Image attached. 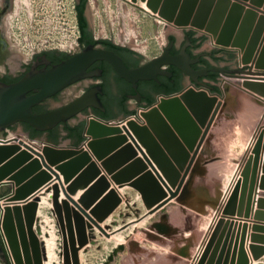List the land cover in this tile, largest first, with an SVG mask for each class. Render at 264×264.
I'll return each mask as SVG.
<instances>
[{"label":"rangeland","instance_id":"obj_1","mask_svg":"<svg viewBox=\"0 0 264 264\" xmlns=\"http://www.w3.org/2000/svg\"><path fill=\"white\" fill-rule=\"evenodd\" d=\"M62 1L11 0L10 35L12 43L21 53L31 57L42 52L73 53L77 50L67 52L65 49L67 40L63 39L61 28L66 22L68 9ZM136 3L132 0H92L94 38L130 46L152 58L163 51L169 35L180 37L185 31L192 30L177 27L151 14L143 8L141 0ZM207 38L216 45L214 40ZM229 52L224 55L227 66L238 68L237 52ZM226 79L225 82L220 79L218 93L222 97H213L205 90L191 89L192 94L188 97L177 96L167 109L160 106L162 100L158 104V101L155 102L159 114L152 122L148 123L149 111L145 110L138 116L139 119L116 120L107 124L120 130L108 136V139L120 142L117 151L123 150L127 158L129 152L134 154L128 160L129 163L139 161L135 163L139 165L138 176L133 180L122 179L117 183L106 174L109 185L103 190V195L108 196L113 191L119 197L116 208L108 216H96L91 212L101 200H97L89 209L81 203L80 207L88 215L71 202L66 208L62 201L68 200L63 191L67 184L59 171L57 173L60 178L54 175L40 189L39 199L33 198L35 194L23 199L32 197L29 201H37L30 230L23 211L33 264H198L217 222L222 218L224 239L221 249L235 252L236 240L242 238L245 231L249 264H264V186L260 187L256 178H250L245 192V204L241 206V184L236 195L234 215L223 213L236 185L243 180L241 173L245 164L250 157H255L254 149L259 137H262L263 142L255 177L259 180L263 175L264 102L261 96L243 90L242 80ZM80 122L88 126V120H72L70 124L77 127L76 123ZM68 123L60 124L54 130L57 142L77 146L85 142L83 148L89 150L92 137L86 134V129L80 139L78 133L69 134L67 131L65 134V124ZM139 127L147 129V135L151 138L148 144L161 153V161L163 155L172 159L173 153L177 157V153L181 155L186 151L187 160L178 171L179 180L176 184L170 183L165 177L160 164L155 160L158 156H154L150 146L136 136L134 129ZM7 129L31 138L27 126L23 129L14 125ZM44 136L51 138L50 132H42L31 139ZM32 142H35L36 147H47L42 141ZM13 143L16 144L13 140L0 139V145ZM19 145L24 149V143ZM29 147L34 150L33 145ZM35 151L38 152L37 149ZM93 159L100 163L95 156ZM205 173L209 174L207 182H201L199 176L204 177ZM98 181L97 178L92 184L96 185ZM9 183L17 187L13 180H3L0 183V197L11 193L9 186H3ZM54 184L61 186V210L55 205L52 190L48 194L44 193ZM85 191L79 189L72 199L78 203ZM258 199L262 201L261 204ZM23 200H14L9 196L4 198L0 201L3 214L8 207L17 204L23 207L26 204L23 205ZM240 207L244 209L242 216H239ZM3 221L4 216L0 214V238L9 261L3 264H17ZM232 239L234 241L231 244ZM251 245L260 249V258H254ZM215 246L213 244L210 253ZM21 249L23 264H27L22 246ZM40 253L41 263L37 256Z\"/></svg>","mask_w":264,"mask_h":264},{"label":"water","instance_id":"obj_2","mask_svg":"<svg viewBox=\"0 0 264 264\" xmlns=\"http://www.w3.org/2000/svg\"><path fill=\"white\" fill-rule=\"evenodd\" d=\"M137 1L132 0L133 3ZM141 1H146L148 8L153 13L156 14L158 12L160 17L170 23H175V25L181 28H190L204 34L211 40L215 38L216 45L236 51L239 67L234 70L223 69L222 72L225 79L222 82H225L226 78L242 80L243 90L254 96L259 95L264 100V14L258 17L257 13V9L260 7L264 8V0H235V2L231 0ZM248 2L251 3L249 5L251 7L247 9L246 4ZM86 16L89 20L90 31L94 36L92 0H88ZM189 25L193 27H188ZM190 58L191 56L187 53L177 57L173 56L169 53V49H167L163 55L155 58L148 65L138 69H129L115 53L101 49L95 44H89L79 54L58 64H54L50 68L39 69L38 67H34L15 83L7 84L0 81V131L15 124L17 125V123H27L40 132L48 133L60 124L70 122L84 108L90 105L97 106V104L92 102L90 96L85 95L59 109L40 113L33 110L35 106L61 90L90 76L87 73V69L97 60H108L123 78L132 83H135L139 79L151 78V73L167 64L176 65L193 74L195 84L174 95L163 97L160 106L164 109H167L169 104L174 103L175 101L172 100L177 96L183 95V97H188L192 94L191 89L205 90L213 97H222L220 93H213L210 88L205 86L199 80V75H194L189 67L182 66L189 64L190 61L188 62L187 60ZM196 84L203 87H197ZM31 92L33 94H29ZM158 103L159 101L156 104ZM156 104L144 108V110L149 111L147 113L148 123L158 117L159 111L155 107ZM94 120V118L88 119V126L86 127L85 125L86 134L92 137V140L89 141L90 150L87 151L83 148L85 142L78 146L71 143L56 144L47 136L32 139L33 141H42L47 145L43 150V154L36 153L27 145L24 149L19 144L14 143L0 145V183L8 179L13 180L17 185L16 188L10 183L3 185L10 187L11 193L9 197H12L14 200H23L36 194L33 198L35 200L39 199L37 192L48 184L54 178V175L60 178V174L57 173L59 171L64 176V181L67 184V188L64 187L63 191L68 200L62 201L66 208L71 202L84 214H87L80 207L81 203L89 209L97 200H101L91 212L96 216H108L116 208L119 197L113 191L108 196L103 195V190L109 185L106 174L111 176L117 183H120L122 179L133 180L138 176L139 165H135L136 162L129 163L128 160L134 155L131 152H129L130 155L127 158L124 157L125 152L123 150L117 151L119 141L108 139V136L120 131L117 127L107 125L115 120L97 119L101 122ZM134 132L144 144L147 145L148 141H151L145 127L135 128ZM262 142V137H259L254 149L255 157H250L245 164L241 173L243 180L242 182L239 181L236 185L223 209L224 214L234 215L236 195L239 192L241 184L243 185L241 206L246 201L245 192L250 178H253V180L256 178L259 186H264V161L261 165L263 175L259 177V180H257V176L255 177L258 160L260 161L259 156ZM152 147L150 146L154 156H158L157 159H154L157 161V164H160L165 177L170 183L176 184L179 180V169L184 167L187 160L186 151L181 154L182 156L180 153H177L179 159L173 153V160L167 159L163 155L161 161V153L157 152L156 149H152ZM34 153L37 154V157H34ZM93 156L100 163H97L93 159ZM103 172L105 174L102 175ZM97 178L99 179L98 184L93 185L92 183ZM60 189L61 186L59 184H54L53 187H48L44 192L48 194L52 190V197L58 210H61V204L59 203ZM79 189H86V191L77 203L72 199V196L77 194ZM261 202L259 201V204ZM23 207L20 204L8 207L4 214L3 227L16 263L23 264L22 246L26 263L33 264L25 231L27 226L28 228L30 227V230L33 225L37 201L26 202ZM243 210V207H240L239 216H242ZM23 211H25L27 226H25ZM249 212L247 209L248 215ZM255 214L257 216L260 215V213ZM223 224V218L217 222L211 239L200 256L198 264H249V257L245 248V231L242 234V238H237L236 240L235 252H231L229 249H221L220 246L224 239V232L221 231ZM31 238L34 240L33 236ZM252 239L255 240L254 235H252ZM233 241L232 239L231 244ZM213 244L216 246L213 252L210 253ZM237 250L239 251L238 257L236 256ZM251 250L254 258L258 259L261 257L262 252L260 249L251 245ZM39 255L37 256L41 263V253ZM4 261L7 262V252L0 241V264H3Z\"/></svg>","mask_w":264,"mask_h":264},{"label":"flooded vegetation","instance_id":"obj_3","mask_svg":"<svg viewBox=\"0 0 264 264\" xmlns=\"http://www.w3.org/2000/svg\"><path fill=\"white\" fill-rule=\"evenodd\" d=\"M10 5L11 0H0L1 82L7 84L15 83L22 79L34 67H38L39 69L50 68L54 64H58L63 60L79 54L87 46L80 44V47L73 53L59 51L42 52L27 57V55H24L15 47V44L11 40L9 28ZM198 34L194 30H187L180 37L169 35L163 51L152 58L145 56L131 47L120 46V49H115L103 43H96L95 45L101 49L115 53L129 69H138L148 65L155 58L163 55L167 49H169L171 55L176 57L187 53L191 56L187 60L190 63L182 66L189 67L194 75H199V80L205 86L210 88L213 93H216V90L220 88V79H225L222 70H234L237 68H231L226 65L221 66L220 52L214 48H207L204 39L205 35ZM87 73L90 76L77 81L35 106L33 108L34 112L40 113L59 109L88 95L97 106L90 105L84 108L70 121H83L92 118L95 119L94 121H99L97 119L115 121L130 118L139 119L138 116H141V113L146 110L143 109L138 114L140 108L153 105L157 101L160 102L163 97L174 95L195 84L193 74L173 64L164 65L151 73V78L139 79L135 83L123 78L108 60L95 61L87 69ZM197 87L203 86L197 85ZM29 94H33V92ZM26 124L17 123L23 129ZM80 124L81 122L76 123L77 126ZM65 126L71 127L72 129L75 128V125L70 124V122L65 124ZM57 128L58 126L51 130L50 133L52 134ZM67 131L66 129L65 134Z\"/></svg>","mask_w":264,"mask_h":264},{"label":"built area","instance_id":"obj_4","mask_svg":"<svg viewBox=\"0 0 264 264\" xmlns=\"http://www.w3.org/2000/svg\"><path fill=\"white\" fill-rule=\"evenodd\" d=\"M63 3L66 4L68 10L66 13L67 14L66 22H64V25L62 26L61 30L63 32L62 33L63 39L67 40V45H66L65 49L67 52H72V51H74L80 47L79 38L81 36V31L79 28L78 16H77V8H76L77 3L75 0H64ZM24 54H26V53H24ZM143 109H144V107L140 108L138 110V114ZM0 139H2L3 141L13 140L16 143H20V142L25 143L26 140L29 142L33 141L31 138H29V136H24L20 133L12 132L11 129H6L4 131H0ZM8 196H9V194H7L5 196H1L0 201H2L4 198H6ZM0 214L2 216H4L3 209L1 207H0Z\"/></svg>","mask_w":264,"mask_h":264},{"label":"trees","instance_id":"obj_5","mask_svg":"<svg viewBox=\"0 0 264 264\" xmlns=\"http://www.w3.org/2000/svg\"><path fill=\"white\" fill-rule=\"evenodd\" d=\"M87 5H88V0H79L77 3V16H78V23H79V28L81 31V36L79 38V42L80 44H82L83 46L85 45H89V44H96V43H103L111 48H115V49H120L121 47L117 44H115L113 41L108 40V39H94V36L92 35V32L90 31V24H89V20L86 16V10H87ZM216 92H219L218 90H216ZM27 129H29L31 131V138H36L39 134H41L42 132H39L38 130L34 129L33 127H31L29 124H26ZM85 129V123L82 122L79 126L75 127V128H71V127H67V130L69 131V133H78V137L80 139H82V133L84 132ZM50 140L56 144H58L59 142H57V137L53 135V133H50ZM0 241L2 243V240L0 238ZM7 263H9V261H7Z\"/></svg>","mask_w":264,"mask_h":264},{"label":"bare ground","instance_id":"obj_6","mask_svg":"<svg viewBox=\"0 0 264 264\" xmlns=\"http://www.w3.org/2000/svg\"><path fill=\"white\" fill-rule=\"evenodd\" d=\"M139 1V0H138ZM232 2H235V0H231ZM251 3L250 2H248V4H246L245 6H246V8L248 9L249 7H251V6H249ZM142 5H143V8L146 10V11H148V12H150L151 14H154V15H156V16H158L159 18H161L163 21H165V22H168V23H170L169 21H167V20H165L164 18H162V17H160L159 15H158V12L155 14V13H153L152 11H151V9H149L148 8V6H147V3H146V1L145 2H142ZM262 12V15L264 14V8L263 7H260L259 9H257V13H258V17H260L261 15H259V13H261ZM170 24H172V25H175L174 23H170ZM176 26V25H175ZM177 27H180V26H177ZM188 27H193V26H191V25H189ZM214 40V42H215V44H216V39L214 38L213 39ZM5 129H7V128H5ZM244 129V128H243ZM20 143H24V142H20ZM20 143H16V144H20ZM25 145H27L28 147L29 146H31V145H33L34 146V151H35V149H37V151L38 152H36V153H39V154H43V148H39V147H36V145H35V142H29V141H25V143H24V146L23 147H25ZM89 148V150H90V146H88ZM30 149H32L31 147H30ZM36 153H34V157H37V154ZM90 153H92L91 151H90ZM94 157V156H93ZM55 169V168H54ZM40 194V190L37 192V195H39ZM36 195V194H35ZM32 198V197H31ZM31 198H28V200H23L22 201V203H23V205L25 204V202H27V201H29ZM27 231V230H26ZM52 238V237H51ZM49 240V239H48ZM47 244V243H46ZM50 244V243H49ZM54 244V243H53ZM51 245H52V243H51ZM50 245V246H51ZM54 245H56V244H54ZM53 247H55V246H53ZM49 250H51V249H49ZM51 254V253H50ZM53 256V255H52ZM49 257H51V256H49ZM34 258V257H33ZM52 259V258H51ZM50 260V259H49ZM257 264H261V262H259V263H257Z\"/></svg>","mask_w":264,"mask_h":264},{"label":"crops","instance_id":"obj_7","mask_svg":"<svg viewBox=\"0 0 264 264\" xmlns=\"http://www.w3.org/2000/svg\"><path fill=\"white\" fill-rule=\"evenodd\" d=\"M198 35H200V33L198 34ZM204 39H205V41H206V47L207 48H211V49H215L216 51H219L220 52V59H221V62H220V65L221 66H224V65H226L227 66V64H228V62L226 61V58H225V54H228V53H230L229 52V49H225V48H222V47H218V46H216V45H214L213 44V42L212 41H208V38L206 37V36H204ZM225 62H227L226 64H225ZM263 102H264V100H262ZM175 167L177 168V166L175 165ZM196 176H199L198 174L196 175ZM208 176H209V174H207V173H205V175H204V177H203V175L201 176H199L200 177V180H201V182H207V178H208ZM198 177V178H199ZM235 177V175L233 176V178ZM232 178V179H233ZM232 181V180H231ZM253 233V232H252Z\"/></svg>","mask_w":264,"mask_h":264}]
</instances>
